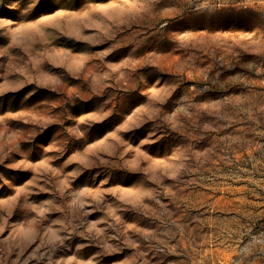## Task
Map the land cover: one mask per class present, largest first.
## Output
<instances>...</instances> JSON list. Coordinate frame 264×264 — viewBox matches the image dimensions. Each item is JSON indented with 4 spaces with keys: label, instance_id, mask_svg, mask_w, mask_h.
Here are the masks:
<instances>
[{
    "label": "rangeland",
    "instance_id": "374dc122",
    "mask_svg": "<svg viewBox=\"0 0 264 264\" xmlns=\"http://www.w3.org/2000/svg\"><path fill=\"white\" fill-rule=\"evenodd\" d=\"M0 264H264V0H0Z\"/></svg>",
    "mask_w": 264,
    "mask_h": 264
}]
</instances>
